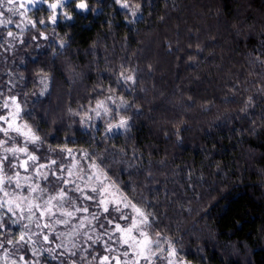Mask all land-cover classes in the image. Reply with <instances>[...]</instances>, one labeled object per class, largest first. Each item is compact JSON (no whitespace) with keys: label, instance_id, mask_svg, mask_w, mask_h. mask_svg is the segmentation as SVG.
Masks as SVG:
<instances>
[{"label":"trees","instance_id":"16d2710c","mask_svg":"<svg viewBox=\"0 0 264 264\" xmlns=\"http://www.w3.org/2000/svg\"><path fill=\"white\" fill-rule=\"evenodd\" d=\"M88 2L90 10L87 16L73 10L74 23L65 24L57 19L56 26L61 34L71 32V50H74L75 57L81 61H84L85 54L91 55L89 49L93 42H102L104 46L114 47L117 53L123 52L125 60L132 51H146L149 55L158 56L160 64L154 83L169 92L179 89L196 99L214 102H219L228 89L239 93L230 105L234 112L229 124L216 128L213 132L204 128L194 136L187 133L183 146L170 147L163 133L153 134L147 123L141 121L135 139L138 166L131 170L123 166L120 168V190L138 206L139 200L130 194L133 187L140 190L146 200L143 209L155 214L153 227L159 233L158 240L166 250L169 247L164 243V232L167 231L169 236L173 235L169 224L174 214L180 211L177 206H186L191 200L202 199L205 191L212 192L215 199L207 205L202 216L209 225L218 229L217 243H205L201 251L195 250L194 246L180 251L182 262L264 264V126L257 127L264 124V94L253 92L254 106L246 115L240 112L246 98L243 89L247 86L264 88V80L259 78V61L264 60V32L259 28L251 33L242 29L241 34L237 35L230 27L231 24H243L248 20L246 12H238V0H142V12L137 13L136 17L131 16V5L128 9H122L115 0ZM253 4L256 14L264 12V0H253ZM93 7L99 11L93 12ZM47 13L48 9L44 5L28 11V15L34 19ZM125 16L134 19L136 23L129 24ZM161 16L165 17L164 21H160ZM152 27L156 34L146 37L144 33L149 32ZM37 37L39 39L38 34ZM169 39L173 41L171 55L166 51V41ZM196 43H201L205 51L200 52L191 46ZM47 51L46 46L45 55ZM96 52L97 57L103 60V48H97ZM208 52H213L214 55L209 56ZM36 54L39 55V51ZM4 55L11 59L8 53ZM189 56L198 57L199 68L191 63ZM216 65L220 68L217 69ZM252 72L257 75L251 76ZM0 80L5 82L0 84V91H5L6 74L0 76ZM103 81L109 87H116L114 79L107 73L103 75ZM94 82V78L89 80L90 84ZM117 91L123 95H134L131 89L123 86L118 87ZM91 97H95V93H91ZM7 111L8 109H0V115H5ZM157 115L166 116L160 110H157ZM164 131L168 129L165 128ZM57 135L60 139H50L49 143L65 142L62 133L58 132ZM75 135V142L72 139L67 141L69 148L86 147L91 142L90 132L89 135H82L76 130ZM113 143L119 146V138ZM96 146L101 148L103 144L96 141ZM125 147L131 151L130 146ZM36 154L39 157L36 164L48 165L46 152L38 151ZM164 157H168L167 168H161L155 163ZM71 160V156L65 155L63 161L58 162V176L64 173ZM14 161L10 157L5 165ZM87 161L91 164V160ZM217 164L222 171L216 170ZM16 170L18 167L14 169ZM106 171L108 176L116 180V174L112 170ZM147 171L154 175L148 176ZM52 179L49 171L48 182ZM48 182L42 180L41 184ZM218 182L219 187L213 192ZM225 188L227 192L223 191ZM67 189L68 186L65 187ZM92 203L91 208L94 209L97 205L94 200ZM113 209L114 207H109L107 212L99 216V224H95L99 231L110 228L108 221L116 220L119 216ZM0 213V222L4 225L0 228V243L4 245L0 251L10 253L18 264L22 263V259L27 264H84L109 254L100 240L96 243L90 241L87 245L85 242L81 243L78 249L66 253V250L56 246L57 237L54 234H49L47 242L36 234L31 242L26 240L22 248L14 247L7 241L17 240L18 226L12 224L6 212L0 210ZM149 220L152 221V217ZM148 232L152 237L151 232ZM18 244L20 243L17 242ZM40 244L47 247V253L48 249H55V252L49 253L50 256L37 252Z\"/></svg>","mask_w":264,"mask_h":264},{"label":"clouds","instance_id":"9594fccd","mask_svg":"<svg viewBox=\"0 0 264 264\" xmlns=\"http://www.w3.org/2000/svg\"><path fill=\"white\" fill-rule=\"evenodd\" d=\"M32 2L42 4L46 3V0H32ZM72 3L75 4L78 14L87 16L90 10L88 0H55V3L47 5L46 15L42 14L36 19L26 16L24 20H18L13 19L19 14L17 5L8 3V0H0V9L7 10V15H0V76L5 74L7 76V88L5 91H0V109H9L7 115H0V121L7 125V127L0 125V134H2L0 135V175L5 178L7 184L15 183L17 189L22 188V185L27 187L31 185L40 189L35 193V197L41 204H44L49 195H55L60 190H65L67 185H71L67 189V195L60 201L62 208L77 207V200L85 196V189L89 188L87 186L95 184L94 180H89L91 175L88 171L89 165L80 163L82 159L91 160V164H95L102 173L106 174L107 181L120 189L118 183L120 168L123 166L131 170L138 166L136 155L138 149L135 139L136 130L141 121L147 123L153 134L163 133L170 147L183 146L187 133L194 136L204 128L213 132L216 128L229 124L234 112L230 105L235 96L239 95L234 89H228L219 102H214L196 99L179 89L169 92L158 87L154 79L158 76L160 61L158 56L149 55L146 51H132L129 58L125 60L123 52L117 53L114 47L109 48L102 42H93L89 49L91 55L85 54L84 61H81L75 57L74 50H71V32L65 31L61 34L56 27L55 9L57 8L62 10L60 22L65 24L75 22L71 10L66 8V5ZM115 3L122 9H128L131 5L132 17L142 12V0H115ZM238 3H240L238 12H246L248 20L243 24L230 25L237 35L241 34L242 29L251 33L259 28L261 32H264V12L255 13L253 0H238ZM53 4L57 7L53 8ZM91 10L99 11L95 7ZM159 19L164 21L165 17L161 16ZM125 20L129 24L136 23L128 16H125ZM10 24H14L17 30L10 29L8 27ZM109 27L111 28V25ZM155 34L154 27L144 33L146 37ZM26 40L27 43H25ZM166 45V51L171 55L173 41L169 39ZM46 46L48 51L45 55ZM191 46L199 49L200 52L205 51L201 43ZM101 47L104 52L103 60L97 57L96 52L97 48ZM37 51L39 55L36 54ZM5 53L11 56L10 60L4 55ZM207 54L214 55L213 52ZM188 59L199 68L200 62L197 56H189ZM259 64L261 67L259 78L264 80V60L259 61ZM216 68L219 69L220 66L216 65ZM105 73L114 79L116 87L105 85L103 81ZM250 75L255 77L257 73L252 72ZM92 78L95 82L90 84L89 80ZM4 83L0 80V84ZM121 86L131 89L134 95H123L122 92L117 91V88ZM243 92L246 98L243 100L240 112L246 115L254 106L252 93L264 94V88L247 86ZM91 93H95V97H91ZM157 110L164 112L166 116L157 115ZM260 126L264 124L257 127ZM165 128L168 131H164ZM76 130L82 135L91 133V142L86 147L69 148L67 141L72 139L75 142ZM58 132L63 134L65 142L49 143L50 139H60ZM118 138L119 146L113 143ZM188 138L190 139L191 136ZM96 141H100L103 147L98 148ZM125 146H130L131 151L126 150ZM38 151L47 153L48 165H50L48 169L53 177L51 182H48L49 171H44L40 167L43 164L39 166L36 164L39 159L36 154ZM76 152L82 155L77 158ZM21 154L31 162L28 167L34 169L25 176L14 171L20 166L17 163L5 165L10 157L18 160ZM65 155L73 158L65 169L67 174L69 170L73 172L72 183L63 182L67 178L64 173L57 175L56 165L63 161ZM167 160L168 157H164L155 163L161 168H167ZM151 163L152 160H150ZM38 168L39 173H37ZM106 170H112L116 174V180L108 176ZM216 170L222 171L219 164L216 165ZM17 174H19L18 182ZM147 175L153 176L154 173L147 171ZM41 180L48 183L42 185ZM218 187L219 182L213 188V192ZM223 191L227 192V188ZM94 193L99 196L98 192ZM130 195L139 200V207L145 208L146 200L138 188L133 187ZM28 196L31 199L30 190ZM126 196L129 198L128 195ZM214 199L212 192L205 191L202 199L191 200L186 206H177L180 211L174 214L169 224L173 235L169 236L167 231L164 232V243L176 249L172 264H180L183 260V257L179 255L182 250L192 249L194 246L195 250L201 251L205 243L212 245L217 243L218 229L209 225L202 216L207 205ZM114 211L121 212V209L117 207ZM145 212L152 217L147 230L151 232L153 240H158L159 233L153 227L155 214L147 210ZM94 214L99 218L100 211L97 210ZM207 214L211 215V213ZM52 220L56 231V226L60 223L55 222L56 217H52ZM27 224L29 229L34 231L31 225L35 222L27 220ZM2 225L3 223L0 222V227ZM92 229L95 228L89 230ZM89 230L80 231L74 243L65 235V231L58 232L66 253L69 249L70 251L78 249L80 240L86 237ZM92 232L95 233V231ZM37 242H39L38 237ZM13 245L23 247V244L17 245L16 242ZM156 250L164 260H169L168 253L161 248V244L156 246ZM48 251L51 254L55 252V249H48ZM88 264H93V261H88Z\"/></svg>","mask_w":264,"mask_h":264},{"label":"snow or ice","instance_id":"6c2138e0","mask_svg":"<svg viewBox=\"0 0 264 264\" xmlns=\"http://www.w3.org/2000/svg\"><path fill=\"white\" fill-rule=\"evenodd\" d=\"M8 3H13V0H8ZM52 7L55 8L57 7V5L53 4ZM3 14V9H0V15ZM28 162L29 160L26 159L21 162L20 166L26 168L28 166ZM49 166L50 165H41L40 167L45 169ZM89 167L94 170L89 176V180H94L95 184H89L87 187L91 188L92 192L99 193L100 199L97 203V208L102 207L103 211L107 212L109 210L110 205H116L113 210H115L117 207L120 208V206H123L124 208H131L133 212V215L131 217L126 216L123 213L121 214L120 218L124 220H130V223L126 226H122L119 223H116L114 228L106 233L109 235V239H111V232L119 233V237L117 239L118 243L122 242L123 244L135 249V256L137 258H142L146 261L150 260L151 256L154 254L152 252L151 246L155 244L158 247L161 242L159 240H153L149 232L147 231V227L150 222L148 214L144 211L143 208L133 203L125 194L121 192L119 188L115 187L111 182L106 183V174L102 173L101 170L95 164H90ZM39 171L40 169L38 168L37 173H39ZM72 176L73 172L69 170L67 178L63 182L72 183ZM101 177H103V179H101ZM18 181L19 174H17V182ZM29 190L32 193L31 199H29L28 195H24L22 192L9 193L8 191H6L5 178L0 175V193H2V195H0V209L4 208L6 205L9 212H16L17 210H19V212L24 213L26 209L27 215L25 218L27 220L34 221L37 229H49V231L50 229L51 231H55L53 228V220H51L50 223L46 222L43 224L40 222V220L41 218L56 217L55 213L59 211L60 217H56L55 222L64 225H71L65 235L73 243L75 237L79 235V232L82 229H85L86 225H90L94 220L98 219L95 214H89L90 218L89 216H81L79 223L72 225L71 218L75 216L77 212L87 213L88 208H62L60 201H62L67 195V190L62 189L55 195H49L48 199L44 202V204L39 203L38 199L35 197V195H33L40 189L34 188L29 185L27 187V192H29ZM80 190L84 191V189ZM83 198L89 200L94 199V197L91 195H85ZM37 212L39 213V215H37ZM0 220H2V217H0ZM13 223H15V221H13ZM109 223H112V221H109ZM2 227H4V225H2ZM91 231H95V229H92ZM36 234L42 235L44 241L49 240V236L43 234L42 231L40 233H32L29 229V225L23 224L21 226V232L17 237V240H8L7 243L13 244L14 242H19L20 244H23L26 240L31 242L32 236ZM57 235L60 234L57 233ZM86 237L92 243H96L101 239L100 234H97L95 238H93V236L86 233ZM57 247H63V245L58 244ZM3 248V243H0V250H3ZM108 250L111 251L112 249L109 247ZM35 251L36 249L35 247H33V252ZM9 255L10 253L5 252L4 257L0 259H6ZM124 255L127 256L128 252L125 251ZM168 256L169 258L176 256V249L171 245H169ZM100 259L101 264H108L110 258L108 256H104ZM114 259L117 260V264H121L118 257ZM122 264H137V260L133 259L131 261H123ZM170 264H172L171 260Z\"/></svg>","mask_w":264,"mask_h":264},{"label":"rangeland","instance_id":"374dc122","mask_svg":"<svg viewBox=\"0 0 264 264\" xmlns=\"http://www.w3.org/2000/svg\"><path fill=\"white\" fill-rule=\"evenodd\" d=\"M13 3L16 4L17 8L19 9V14L16 17H13V19L24 20L26 16H29L28 15V11L31 10L32 8H35L38 5H44L48 9L47 5L51 4V3H55V0H46V3H42V4H34L32 2V0H13ZM66 8L70 9L71 12H73V10L76 11L74 3H72L70 5H66ZM61 11L62 10L59 9V8L55 9V13H56L57 19H60ZM4 15H7V10L6 9L4 10ZM8 27H12V29L17 30L14 24H10ZM8 111H9V109H8ZM8 111H7V113L5 115L8 114ZM17 123H18V121H17ZM0 125H3L4 127H7V125L4 124L3 121H0ZM0 135H2V134H0ZM75 156L77 158H79L81 155L78 152H76ZM26 159H27V157L23 156V154H21V157L18 160H15L14 163H17L18 165H20L21 162L26 160ZM30 163L31 162H28V165ZM80 163L81 164L90 165V163L87 160H83V159L80 160ZM39 165L40 164H37V166H39ZM43 170L44 171H49L48 168H45ZM31 171H34V169H31L28 166L26 168L18 166V170H16V172H18L21 176L28 175V173L31 172ZM88 171L91 174L94 170L89 167ZM64 174L67 175L66 171H64ZM101 179H103V177H101ZM106 183H108V181H106ZM5 186H6V191H8V192H22L24 195H28L27 185H22V188L17 189L15 187V183L9 185V184H7V182H5ZM67 186H68V188L71 187V185H67ZM0 195H2V193H0ZM33 195H35V194H33ZM75 195H78V194H75ZM85 195H91V196L94 197V199L89 200V199H84L83 197H80L77 200V207H87L88 208V212L87 213L77 212L76 215L71 218V224L72 225H75V224L79 223V220H80L81 216H89V218H90L89 214H94V213L97 212V210L100 211V215L104 212L102 207L98 209L97 206H96L94 208L95 210L91 208L92 204H93L92 203L93 200H94L95 204L97 205V203H98V201L100 199V196H97L96 193L92 192L91 188L85 189ZM109 207H114L115 208L116 205H110ZM120 209H121V212H118L119 216L116 218V220L110 219L109 221H112V223H109V221H108V223L111 225L110 228L105 229L104 231H99L98 228H96L97 225H95V224H99L98 219H96V220H94L92 222V225H86L85 229L81 230V231L89 230L90 228L94 227L95 228V233H93L92 231L89 230L88 234L93 236V238H95V236L97 234H100L101 235L100 241L104 244L105 249L108 250L109 247L112 249L111 251L108 250L109 254H105V255H103L101 257L108 256L110 258L109 261H108V264H117V260L114 259V258H117V257L119 258V261L121 262V264H122L123 261H131L133 259L137 260V264H170V260L173 261L175 259V257H171L167 261L164 260V258L160 255L159 251L156 250V245L155 244H153L151 246L152 252L154 254L151 256L150 260L146 261V260H144L142 258H137L135 256V249L129 247L128 245L123 244L122 242L121 243L117 242V239L119 237V233L111 232V239H109V235L106 234V233L111 231L114 228L116 223H119L122 226H126L127 224L130 223V220L121 219L120 218L121 214L123 213L124 215L129 216V217H131L133 215V212H132L131 208H124L123 206H120ZM0 210H2V212H6V214L10 216L12 224L18 226V230L16 232V235L18 237L20 232H21V226L23 224H27V219L25 218L26 215H27V210L25 209L24 213L19 212V210H17L16 212H9L8 208H7V205L4 208L0 209ZM37 215H39L38 212H37ZM55 216L56 217H60V213L56 212ZM14 220L17 221V222L13 223ZM51 220H52V218H41L40 222L42 224L46 223V222L50 223ZM70 226L71 225L60 224V225L56 226V231H49V229H42V230L41 229H37L36 225L33 224V225H31V228L34 231H31V232L32 233H37V232L40 233L42 231L43 234H46L48 236H49V234H54L55 237H57V241H56V246H57L58 244H61V240H60L59 236L57 235V233L60 232V231L67 232L68 228ZM33 236H32V240L34 239ZM41 239L43 240L42 235H41ZM47 241H45V242H47ZM113 241H116V242H113ZM74 242H75V239H74ZM88 242H90V240H88L87 237H84V238H82L80 240V245H81V243H84L85 245H87ZM160 244H161V248L165 252L168 253V250H166V248L162 245V243H160ZM37 248H38L37 252H40V253H43V254L46 253V256H50V254L46 252L47 251V247L46 246L40 244ZM60 248L65 250L64 246L60 247ZM125 251L128 252L127 256L124 255ZM5 252L6 251H0V258L4 257V253ZM100 258L97 259L96 261H93V264H101V259ZM21 262H22L21 264H27V262H25L24 259H22ZM0 264H18V263H16V260H15V258L13 256L9 255L6 259H0ZM84 264H88V261H86ZM180 264H186V263L180 261Z\"/></svg>","mask_w":264,"mask_h":264}]
</instances>
